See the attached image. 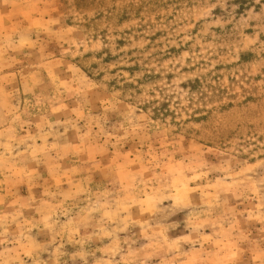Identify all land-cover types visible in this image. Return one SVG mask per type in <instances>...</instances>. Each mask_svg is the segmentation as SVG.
Masks as SVG:
<instances>
[{"label":"rangeland","instance_id":"374dc122","mask_svg":"<svg viewBox=\"0 0 264 264\" xmlns=\"http://www.w3.org/2000/svg\"><path fill=\"white\" fill-rule=\"evenodd\" d=\"M0 264H264V0H0Z\"/></svg>","mask_w":264,"mask_h":264},{"label":"trees","instance_id":"16d2710c","mask_svg":"<svg viewBox=\"0 0 264 264\" xmlns=\"http://www.w3.org/2000/svg\"><path fill=\"white\" fill-rule=\"evenodd\" d=\"M147 78L150 79V80L153 79V77H147ZM128 86H131L132 87V85H128ZM182 87H185V85H182ZM167 98H170V97H167ZM162 102H164V101H162ZM162 105L165 106L166 104H163L162 103ZM164 106H162V109L164 108Z\"/></svg>","mask_w":264,"mask_h":264}]
</instances>
